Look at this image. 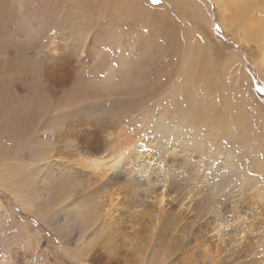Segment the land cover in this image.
<instances>
[{"label":"rangeland","instance_id":"1","mask_svg":"<svg viewBox=\"0 0 264 264\" xmlns=\"http://www.w3.org/2000/svg\"><path fill=\"white\" fill-rule=\"evenodd\" d=\"M72 1V9L45 34L44 43L34 51L33 59L43 63L51 46L59 48L68 41L97 45L90 51L84 84L77 90L50 99L47 90L40 87L38 98L46 110V120L39 128L56 135L57 125L66 124L56 143L68 139L69 126L79 129L83 122L84 125L95 122L100 130L107 126L122 128L123 124L139 137L145 134L148 149L142 148L141 157L148 164L144 167L151 169L153 184L166 183L168 198L163 209L146 200L141 195L137 172L131 178L108 185L109 191L117 189L115 192L122 201L136 194V212L108 225L102 232L94 226L85 241L79 240L81 227H70V248L74 252L71 259L62 246L67 234L57 238L51 230L44 229L39 218L22 210L26 203L34 202L29 193L26 197L30 199L19 206L13 193L6 194L0 189V199L9 213L41 232L32 263L46 264L43 251L49 246L60 264L66 260L92 264L85 254L87 243L94 244L102 238L121 248V258L142 264L158 263L169 249L179 246L182 264H212L215 246L226 255L245 247H264V76L257 53L254 56L248 53L243 35L232 31L227 22L235 19L237 7L245 5L242 0H197L195 4L191 0H171L172 3L160 0L157 4L151 0L135 1L142 7L150 4L156 15L168 19L171 22L168 41L176 40L166 54L154 48L155 54H162L163 63L153 64L141 84L121 78L123 65L118 57L102 60L98 50L99 43L107 47V42L116 41L120 33L133 30L127 18L117 21L118 31L111 19L120 7L130 4L129 0L94 3L84 0L88 3L83 6L86 11L76 0ZM217 4L230 8L232 14L220 9V18L224 19L217 20L218 15H213L219 10ZM237 26L245 29L243 23ZM227 29L231 34H226ZM154 33L155 30L152 42ZM136 36L140 38V32ZM138 53L141 54L140 49ZM110 65L112 70L120 68L118 76L109 71ZM62 98L67 107L61 104ZM24 138L20 149L10 148L6 157L9 167L14 164L12 169L22 172L31 185L27 175L36 172L43 148L34 152L30 148L33 138ZM82 186L86 192L89 190L87 184ZM46 187L54 194L51 182ZM153 189L158 193L156 186ZM98 197L101 199L97 200ZM106 199V193L85 196L87 203Z\"/></svg>","mask_w":264,"mask_h":264},{"label":"bare ground","instance_id":"2","mask_svg":"<svg viewBox=\"0 0 264 264\" xmlns=\"http://www.w3.org/2000/svg\"><path fill=\"white\" fill-rule=\"evenodd\" d=\"M76 1L77 5L86 11L83 6L88 0ZM89 1L95 2V0ZM135 1L137 0H129L131 5L127 4L126 8L120 7L111 18L114 23L113 28L117 31V21L123 18H127L133 30L126 34L120 33L116 41L107 42V47L99 43L98 50L102 60L116 56L122 63L121 72L120 68L112 70L113 66L110 65L109 71L112 70L113 75H119L120 72L123 76L121 78L125 81L133 79V82L137 81L141 84L145 76L150 73L153 64L163 63L161 55L172 49L176 40L168 41L169 26H171L168 19L156 15L150 4L147 3L142 7ZM110 2L112 5V1ZM195 2L197 0H191L192 4ZM242 2L245 5L236 8L235 19L233 18L232 21L227 17L225 19L230 23L232 31L243 35V43L248 53L252 56L257 53L264 76V0H242ZM72 3V0H0V189L6 194L13 193L19 206L30 199L26 197L29 193L34 202L26 203L22 210L34 214L43 222L44 229L51 230L57 238L67 234L66 244L62 246L71 259L74 252L70 248L72 240L69 235L70 227L73 225L81 227L79 240L85 241L94 226L102 232L108 225L119 223L122 217H132L136 212L138 201L136 194L128 201L127 199L122 201L120 194L115 192L117 189L109 191L108 185L117 184L125 177L131 178L137 172L141 195L145 196L146 200L155 202L160 209H163L168 198L166 183L153 184L151 169L144 167L148 164L147 160L141 157L142 151L148 149L145 134L139 137L137 132L134 133L135 130H130L128 125L123 124L122 128L107 126L100 130L95 122L85 125L83 122V125L80 124L81 129L69 126L70 128L67 129L69 131L66 133L68 139L56 143L59 134L67 127L66 124L57 125L56 135H51L49 130L39 128L46 120V110L38 98L40 87L47 90L50 99H55L66 92L70 93L74 88L77 90L84 84L83 73L90 62V51L97 45L89 41H68L59 48L51 46L43 63L38 64L33 59L34 51L39 50L44 43L45 34L58 24L67 10L72 9ZM194 8L197 9V6L194 5ZM217 8H219L217 14L213 15H218L217 20H223L224 17L220 18L222 17L220 9L227 13L230 8L225 9L219 4ZM239 23H243L245 29L238 28ZM154 30L155 41L152 42ZM81 32L80 30L78 33ZM137 32H140V38L136 36ZM226 32L228 34L230 30L227 29ZM155 47H158L162 54H155ZM139 49L141 54L138 53ZM61 104L66 105L63 98ZM65 116L68 117L69 114ZM35 130L45 135H39ZM24 136L33 138L30 148L34 152L43 148L36 162V172L27 175L32 181V187L22 172L12 169L14 164L9 167L6 157L10 148L20 149L25 142ZM6 141L8 144L5 145ZM49 182L55 187L54 194L50 193L48 187L45 188ZM86 184L89 187L87 192L82 186ZM155 186L158 193L153 189ZM97 192L106 193L107 201L95 200L87 203L85 196ZM6 194L4 198L7 197ZM100 199L101 197L97 198ZM20 219L11 215L0 199V264H33L31 256L36 254L41 241V232L33 230L28 221L24 222ZM87 245L85 254L92 264L123 262L142 264L140 261H127L121 258V248L113 246L103 238L94 244L88 242ZM43 252L46 264H60L49 246L45 247ZM204 253L206 254V251ZM211 254H214L212 264H264V247H245L227 252L226 255L215 246ZM240 257L244 258L242 262ZM62 264L73 263L72 260H66V263ZM155 264H182V246L169 249Z\"/></svg>","mask_w":264,"mask_h":264},{"label":"snow or ice","instance_id":"3","mask_svg":"<svg viewBox=\"0 0 264 264\" xmlns=\"http://www.w3.org/2000/svg\"><path fill=\"white\" fill-rule=\"evenodd\" d=\"M160 2V0H151V3L152 4H157V3H159Z\"/></svg>","mask_w":264,"mask_h":264}]
</instances>
